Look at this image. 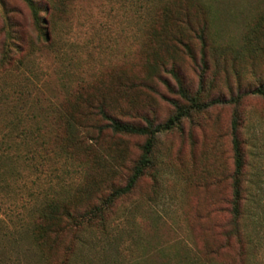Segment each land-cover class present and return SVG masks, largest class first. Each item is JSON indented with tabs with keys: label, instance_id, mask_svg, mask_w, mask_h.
<instances>
[{
	"label": "rangeland",
	"instance_id": "rangeland-1",
	"mask_svg": "<svg viewBox=\"0 0 264 264\" xmlns=\"http://www.w3.org/2000/svg\"><path fill=\"white\" fill-rule=\"evenodd\" d=\"M204 2L213 19L210 36L204 50L200 40L191 42L190 57L182 47L161 43L155 34L160 23L151 22L146 0H0V57L8 48L13 58L9 71L0 68V135L12 119L5 112L19 103L25 109L37 96L64 111L76 97L96 104L103 95L105 109L136 123L145 117L165 121L174 104L187 103L180 89L202 102L216 99L159 134L152 164L131 193L100 212L108 215L104 230L83 232L70 255L63 240L48 264L66 256L69 264H202L199 252L215 246L209 264H238L236 241L223 244L232 213L234 113L246 160L245 259L264 264V94L247 93L264 88V0ZM44 32L54 40L49 47ZM119 74L135 85H115ZM74 110L71 115L81 117ZM98 139L81 164L43 169L37 185L28 183L32 195L21 189L19 197L15 187L11 192L14 185L0 183V196H6L0 197V264H41L28 239L14 230L45 193L76 192L71 203L89 209L124 184L145 137L105 131ZM65 171L74 177L65 174L59 182Z\"/></svg>",
	"mask_w": 264,
	"mask_h": 264
},
{
	"label": "trees",
	"instance_id": "trees-1",
	"mask_svg": "<svg viewBox=\"0 0 264 264\" xmlns=\"http://www.w3.org/2000/svg\"><path fill=\"white\" fill-rule=\"evenodd\" d=\"M204 1L156 0V6L153 7L149 0H146V5L151 6V12H149L151 22L160 23L155 34L161 39V43L177 48L182 47V50L192 57L190 44L197 39L202 43L204 50V40L210 36L213 21L209 13L210 7ZM29 4L32 6V18L40 29L42 25L40 24V27L37 22L38 13L33 3ZM255 31L252 28L249 34ZM42 35L43 41L49 47L54 40L45 32ZM248 43H251L254 49L257 48L250 38H248ZM16 46L19 47L17 44ZM7 50L8 48H5L0 57V68L5 71L11 69L13 61L11 53ZM148 62L151 63V61ZM148 67L150 70L151 66ZM115 83L119 87L135 85L134 80L128 79L124 74H119ZM180 93L186 98L187 103L174 104V112L163 122H156L147 117L144 118V123L121 119L105 109L103 95H100L96 104L90 98L76 97L71 106L65 108L64 111L53 103L43 104L37 96L36 102L25 109L19 103L5 112L4 117L12 119L8 122V132L0 135V183L5 184L7 188L14 185L11 192H14L15 187L19 197L22 196V190L27 191L29 195L33 194L28 183L37 185L39 175L42 174L43 169L47 170L50 164L57 165L58 171H60L61 164L69 162L81 164V157L86 158L93 154L95 145L99 142L98 138L105 131L145 137L141 145V153L132 165L124 184L114 185L100 207L79 209L77 203H71L70 200V195L74 196L76 192L66 193L70 194L68 196H64L63 193L59 194V192L57 194L55 192L45 193L41 201L32 205L31 212L25 219L26 222L21 223L17 227L19 231L14 230V232L19 238L24 236L28 239L38 252V260L41 264L55 261L51 258V253L63 240H67L64 251L70 255L75 252L83 232L104 230L108 215L100 212L116 199L131 193L137 181L152 164V155L159 134L177 127L181 120L189 117L192 112L203 110L216 101L215 99L202 102L198 98H189L182 89ZM247 93L264 94V88L261 86ZM72 109H75L74 112L80 114L81 117L72 116ZM35 110L37 112L34 113ZM239 126V116L234 113L231 123L234 167L232 213L228 220L229 231L226 233L223 244L230 247L231 239H234L238 247V264H246L245 240L241 229L242 182L246 160L239 138ZM61 174L62 178L59 182L65 179L63 177L65 174L70 178L74 177L67 171ZM215 247L209 248L207 252L200 251L199 262L202 264L214 262ZM58 264H69L68 257H61Z\"/></svg>",
	"mask_w": 264,
	"mask_h": 264
}]
</instances>
